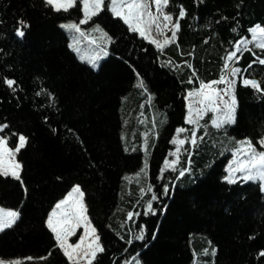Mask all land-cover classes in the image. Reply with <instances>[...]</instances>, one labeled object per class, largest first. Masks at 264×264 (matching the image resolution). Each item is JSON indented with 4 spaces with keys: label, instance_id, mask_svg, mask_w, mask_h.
<instances>
[{
    "label": "trees",
    "instance_id": "16d2710c",
    "mask_svg": "<svg viewBox=\"0 0 264 264\" xmlns=\"http://www.w3.org/2000/svg\"><path fill=\"white\" fill-rule=\"evenodd\" d=\"M165 10L179 29L161 49L105 3L83 23L99 22L111 39L96 69L61 26L85 19L80 0L67 11L46 0H0L1 135L11 147L21 135L27 141L16 154L20 179L0 175V206L19 214L0 231V258L71 264L47 219L79 185L103 247L92 264H193V248L209 241L214 264H264V191L259 181L226 179L232 153L224 150L234 138L262 148L264 63L248 49L228 58L264 25V0H168ZM238 57L235 123L217 128L208 111L193 144L187 92L220 81ZM253 77L260 90L244 85Z\"/></svg>",
    "mask_w": 264,
    "mask_h": 264
},
{
    "label": "snow or ice",
    "instance_id": "6c2138e0",
    "mask_svg": "<svg viewBox=\"0 0 264 264\" xmlns=\"http://www.w3.org/2000/svg\"><path fill=\"white\" fill-rule=\"evenodd\" d=\"M46 3L52 6L55 10L67 11L75 5V0H46ZM156 5V12L162 14V20L170 23L172 17L167 14L162 13V8L167 5L168 0H154ZM104 7V0H83V10L85 19L81 23H87V21L92 17L97 15ZM116 16L122 18L125 23L129 24L132 31L139 32L142 36H149L152 27L155 26L157 31L162 35L163 28L168 27V23L161 27L158 22L161 20V15H155L150 10V5L145 2V0H111V9ZM180 16H184V12L181 11ZM21 25L24 24L23 21L20 22ZM65 28L74 29L79 32V26L77 24L64 25ZM175 30L179 29L178 22L173 25ZM99 30V29H97ZM253 38L255 40V46L264 49V27L256 26L252 29ZM20 36L24 35L23 31H19ZM176 31L172 32L170 38L165 39L164 44H160L156 40L151 42L156 44L157 47H164L169 42H175ZM239 46H237V51H239ZM236 53H232L229 59L234 58ZM260 63H264V60H260ZM239 69H233L232 75L239 73ZM6 83L9 87H12L15 81L7 80ZM215 83H227L232 87V91L229 89L218 90L213 87ZM245 86H252L253 88L259 89V84L255 81L245 79L243 81ZM143 88L144 84L141 81L138 85ZM221 92L230 95L229 101H224V106L226 111L223 112L222 116L217 117L213 120L215 127L220 128L224 124L235 123V109H236V97L234 94V81H225L221 77L220 81H214L212 83H202L200 89L195 93H188L189 97L193 95L200 97L197 101L198 104L203 107L195 109L197 116H202L208 111L220 112L218 101L222 100L223 97ZM188 113L189 124L197 123L193 119V107L190 103ZM7 125L0 126V131H3ZM185 129L181 128L178 132H184ZM26 138L24 136H19V143L15 147V150L7 147V139L0 137V175L12 176L15 179H20V170L22 165L15 160V155L26 145ZM183 144L185 141H173V143ZM195 136L193 134L192 143L195 144ZM242 145L246 144L248 147L247 158L243 161H233V164L237 165L233 168L229 166V172H245L248 173L244 176L245 180L249 179H260L264 180V151L257 152L252 146L251 141L241 142ZM261 145H264V140L260 141ZM252 170H255V175L252 174ZM230 183H235V180L228 177ZM84 192L81 190L80 186L77 185L72 189V192L68 194V197L61 200L56 206L55 210L51 213L47 221L48 228L55 234V239L58 241V246L63 250L64 254L69 260L73 261V264H77L79 259H86L88 264H92V260L95 259L98 252L103 251V247L99 243V236L96 235V229L91 226V222L87 217V206L84 204ZM155 199V196H153ZM149 211H151V204L148 205ZM18 213L15 211H3L0 210V231H4L6 228L12 226L18 217ZM132 214L129 213V218ZM83 225L85 227V234L80 238L79 243L73 245L68 243V237L75 233L76 228ZM91 234L92 240L86 245V238ZM138 239H143V235L137 237ZM82 253V255H81ZM264 255V252L261 253ZM30 259V258H29ZM0 264H20L19 261H4L0 260Z\"/></svg>",
    "mask_w": 264,
    "mask_h": 264
},
{
    "label": "rangeland",
    "instance_id": "374dc122",
    "mask_svg": "<svg viewBox=\"0 0 264 264\" xmlns=\"http://www.w3.org/2000/svg\"><path fill=\"white\" fill-rule=\"evenodd\" d=\"M78 1L79 0H75V4ZM80 1H81L82 11L84 13V10H83V0H80ZM145 2L150 5V10L153 12V14H155V15H161V20L158 21V22L161 24V27L163 28V25L165 23H168V22L163 21L162 20V14L156 12V5L154 3V0H145ZM105 3H108V5H109V7L111 9V0H104V4ZM162 13L163 14L170 15L169 13L166 12L165 6L162 8ZM70 24H77L79 26L80 31L77 32L74 29H68V28H65L64 27V25H70ZM173 25H175V23L173 22V19H172V21L170 23H168V27L163 28V33H164L163 35L159 31H157V29L155 28V26H153L150 35L149 36H145V37L147 39L151 40V41L154 39V40L158 41L160 44H164V41H165L166 37L167 38H170L172 36V32L173 31H176L174 29ZM61 26L67 32L68 37H69L70 47L77 53L78 57L81 60L89 63L92 67H94V68L97 69L100 66L102 60L109 53V45H110L111 39H110V36H109L108 32L106 31V29H104V27L99 22H91L89 25H83V23L80 24L79 22H77L73 18H70V19H67V20L62 21L61 22ZM256 26L264 27V25H260V24H257L254 27H252L249 30L248 35L245 36V37H243L235 45L234 51L232 53L235 52L237 54L238 52L243 51L244 49L245 50L248 49L249 47L251 49L259 48V47H256L255 46V40L253 38V33H252V29L256 28ZM97 29H99V30H97ZM175 39H176V37H175ZM168 44H166V45H168ZM165 46L162 47L161 49H164ZM237 46H239V49H240L239 51H237ZM231 54L229 55V57L231 56ZM232 59L233 58H231L229 60H232ZM233 69H239V68L238 67L236 68L234 66H229L228 67V72H227L226 76L224 77V80L225 81H234V94H235V84H236V80H237L238 74L232 75ZM245 79L250 80L248 78H244L243 81ZM207 83H209V82H205V84H207ZM200 87H201V85L197 89H193L190 92L195 93V92H197L200 89ZM213 87L216 88V89H218V90L229 89L230 92L232 91V87L229 84H227V83H223L222 86H220L219 83H215V84H213ZM221 95H222L223 99L218 101V104H219V107H220L221 111L220 112H213L214 120H216L217 117L222 116L223 115V112L226 111L225 106H224V101H229L230 100V95L224 94L223 92H221ZM199 99H200V97H197L195 95H193L192 97H189V96L187 97V109H188V113H189L188 106L191 103L192 104V107H193V110H194L193 111V119L197 121V123L192 124L193 127H194V132H193L194 136H195L196 131H197V128H198V120L201 117V116H197L196 115L195 109L200 108V107H203L202 105H200V104L197 103V101ZM236 106H237V100H236ZM235 111H236V109H235ZM188 113H187V117H186L187 119H186V121L188 120ZM2 125H5V124H0V126H2ZM193 134H192V138H193ZM0 137H3L1 135V131H0ZM241 142H244V139H235L234 138L233 141H231L230 145H228L224 149L225 152H227V150L229 149L231 151V153H232L231 157L228 160V165H227V168H228V176H227L226 179L228 180V177L231 175V177L235 181H238V180H244V181H259L260 184H261V188L264 191V180H260L258 178L257 179L245 180L244 179V176L247 175L248 173H245V172H231L230 173L229 172V166L230 165L233 168H235L237 166V165L233 164V161L234 160H236V161H243V160H245L247 158V154H248L247 145L246 144H243L242 145ZM178 144L179 143L177 142V145ZM7 147L10 148V149H12L13 151L15 150V147L9 146L8 143H7ZM126 148L128 149V146L127 145H126ZM143 148H144L143 150L145 152L146 151V143H144ZM261 151H264V147H262V149L259 150V151H257V152H261ZM173 156H174L175 159L177 158V154L176 153L173 154ZM15 160L17 162H19L16 155H15ZM148 164H149V160H148V157L146 155L145 158H144V165H143L141 171L146 170V168L148 167ZM252 174L255 175V170H252ZM74 187H72L69 190L70 192L69 191L68 192L71 193L72 192V189ZM67 197H68V195H67ZM67 197L64 196L63 198L66 199ZM63 198L60 199L59 201H57L55 203V205L53 206L52 210L49 213L48 218L50 217L51 213L55 210V206L61 200H64ZM84 204L86 205L85 200H84ZM0 209H3V211H5V212H7V211H13V209L7 208V207H3V206H0ZM87 217L90 220L89 215H88V212H87ZM47 221H48V219H47ZM90 222H91V220H90ZM91 226L95 228V226L92 224V222H91ZM84 234H85V227L83 225H81L80 227L76 228L75 233L73 235H70L68 237V243L69 244H73V245L79 243L80 238L83 237ZM96 235H98L97 229H96ZM91 240H92V236L90 234L86 238V242H85L86 245H87V243H90ZM99 243L101 245L100 239H99ZM209 244H210V241H209ZM209 244H206V245L203 246L202 252H199L200 250H197V249L193 248V251H194V262H193V264H214L215 263L216 249H215V247L213 245L211 246ZM57 245H58V241H57ZM81 255H82V253H81ZM0 260H4V261H19L20 264H23L22 263V260L19 259V258H11V259L0 258ZM69 261H70L71 264H73V261H71V260H69ZM77 264H88V261L86 259H79L77 261Z\"/></svg>",
    "mask_w": 264,
    "mask_h": 264
},
{
    "label": "crops",
    "instance_id": "0c3cea01",
    "mask_svg": "<svg viewBox=\"0 0 264 264\" xmlns=\"http://www.w3.org/2000/svg\"><path fill=\"white\" fill-rule=\"evenodd\" d=\"M212 82H214V81H212ZM211 83V82H210ZM191 90H189L188 92H187V97H188V93L190 92ZM261 140H264V138L263 139H261ZM244 141H248L247 139H244ZM261 144V143H260ZM261 147H264V145H261ZM248 148V147H247ZM262 149V148H261ZM226 171H227V176H228V168L226 167ZM0 210H3V209H0ZM15 212H17V211H15ZM18 213V212H17Z\"/></svg>",
    "mask_w": 264,
    "mask_h": 264
},
{
    "label": "bare ground",
    "instance_id": "6f19581e",
    "mask_svg": "<svg viewBox=\"0 0 264 264\" xmlns=\"http://www.w3.org/2000/svg\"><path fill=\"white\" fill-rule=\"evenodd\" d=\"M262 58H263V57H262ZM262 58H261V60H263ZM254 59H255V58H254ZM235 63H236V61L234 60V61L231 63V65H230V66H234V64H235ZM234 67H236V68H237V66H234ZM243 79H244V78H243ZM211 82H212V81H211ZM209 83H210V82H209Z\"/></svg>",
    "mask_w": 264,
    "mask_h": 264
},
{
    "label": "water",
    "instance_id": "95a60500",
    "mask_svg": "<svg viewBox=\"0 0 264 264\" xmlns=\"http://www.w3.org/2000/svg\"><path fill=\"white\" fill-rule=\"evenodd\" d=\"M251 81H255L258 83L259 79L257 77H253V78H251Z\"/></svg>",
    "mask_w": 264,
    "mask_h": 264
},
{
    "label": "built area",
    "instance_id": "2783aa9c",
    "mask_svg": "<svg viewBox=\"0 0 264 264\" xmlns=\"http://www.w3.org/2000/svg\"><path fill=\"white\" fill-rule=\"evenodd\" d=\"M256 58H262V57H259V56H256ZM264 60V58H262Z\"/></svg>",
    "mask_w": 264,
    "mask_h": 264
}]
</instances>
